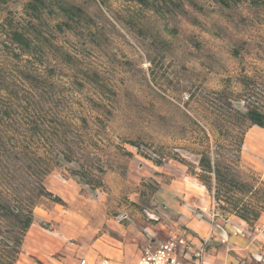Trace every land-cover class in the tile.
I'll return each instance as SVG.
<instances>
[{"label": "trees", "instance_id": "16d2710c", "mask_svg": "<svg viewBox=\"0 0 264 264\" xmlns=\"http://www.w3.org/2000/svg\"><path fill=\"white\" fill-rule=\"evenodd\" d=\"M123 1L159 13L178 6L175 0ZM22 13L9 12L0 21V264H18L43 200L67 206L45 184L55 168L70 165L71 177L97 190L113 168L104 160L110 148L134 156L107 137L116 109L110 80L57 40L56 33L82 23L83 9L65 0H24ZM242 90V106L234 104V93L224 100L219 92L201 108L204 123L187 116L195 136L185 149L195 162L162 148L149 153L133 140L127 144L155 166L183 164L212 196L218 217L253 225L264 214V181L253 172L246 176L241 161L246 131L264 129V77L249 78Z\"/></svg>", "mask_w": 264, "mask_h": 264}, {"label": "rangeland", "instance_id": "374dc122", "mask_svg": "<svg viewBox=\"0 0 264 264\" xmlns=\"http://www.w3.org/2000/svg\"><path fill=\"white\" fill-rule=\"evenodd\" d=\"M65 1L81 7L84 17L66 33H56L57 40L110 80L116 91V109L114 127L107 137L119 150L124 148L134 156L129 158L111 148L107 151L104 160L113 168L107 171L102 189L79 184L67 172L68 164L51 172L45 180L47 188L56 195L60 188L70 194L72 185L66 181L74 180L81 197H100L114 216L121 213L119 206L131 203L145 217L153 213L163 223L176 221L162 205L155 204L157 181L196 183L194 177L186 166L170 160L160 166V172L150 167L151 176L144 183H130V172L137 174L138 163L146 166L148 160L127 142L136 141L149 153L162 148L196 161L185 149L195 136L187 116L204 123L201 108L208 100H218L215 94L219 92H224L220 96L224 100L234 93L239 99L234 104L242 106L244 82L264 77V0L257 5L250 0H228V4L221 0H175L177 7L160 13L123 0ZM23 4L24 0L0 2V21L9 12L21 16ZM263 158L264 129L251 126L242 151L244 174L253 172L264 181ZM131 164L135 168L130 169ZM131 197L137 201L135 206ZM55 204L45 199L37 208L49 209ZM61 206L70 208L68 203ZM218 219L220 224L224 221L221 216Z\"/></svg>", "mask_w": 264, "mask_h": 264}, {"label": "crops", "instance_id": "0c3cea01", "mask_svg": "<svg viewBox=\"0 0 264 264\" xmlns=\"http://www.w3.org/2000/svg\"><path fill=\"white\" fill-rule=\"evenodd\" d=\"M149 162L146 166L138 163L137 174L130 172V183L139 185L151 176L150 167L160 172V167ZM133 167L131 164L130 169ZM194 180L196 183L157 181L155 204L162 205L176 220L164 223L156 214L147 213L145 217L137 213L131 203L117 208L120 214L130 212L129 220H121L120 214L109 213L103 199L81 197L78 183L66 181L72 185L71 193L61 188L55 193L70 208L55 204L49 209H35L18 264H81L82 260L85 264H102L103 260L108 264H139L145 247L156 248L172 236L197 244L206 242L204 264H264V214L253 225L236 216H229L221 224L216 218L215 223L221 227L218 229L211 221L214 200L205 186ZM130 201L137 203L132 197Z\"/></svg>", "mask_w": 264, "mask_h": 264}, {"label": "built area", "instance_id": "2783aa9c", "mask_svg": "<svg viewBox=\"0 0 264 264\" xmlns=\"http://www.w3.org/2000/svg\"><path fill=\"white\" fill-rule=\"evenodd\" d=\"M218 215L219 213L214 208L211 212V221L220 229L221 227L215 223ZM121 219L129 220L130 217L127 213H123ZM206 253V242L197 244L192 239L172 236L156 248L145 247L139 259V264H204ZM85 263L86 260L81 261V264ZM102 264H108V261L103 260Z\"/></svg>", "mask_w": 264, "mask_h": 264}, {"label": "bare ground", "instance_id": "6f19581e", "mask_svg": "<svg viewBox=\"0 0 264 264\" xmlns=\"http://www.w3.org/2000/svg\"><path fill=\"white\" fill-rule=\"evenodd\" d=\"M259 158H260V156H259ZM264 159V158H263ZM259 160H261V159H259ZM262 163V162H261ZM261 168H264V167H261Z\"/></svg>", "mask_w": 264, "mask_h": 264}]
</instances>
